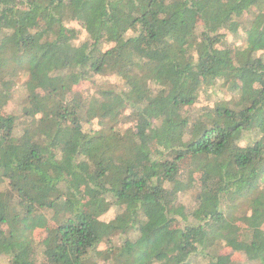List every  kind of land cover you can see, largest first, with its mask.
Masks as SVG:
<instances>
[{"label":"trees","instance_id":"1","mask_svg":"<svg viewBox=\"0 0 264 264\" xmlns=\"http://www.w3.org/2000/svg\"><path fill=\"white\" fill-rule=\"evenodd\" d=\"M103 74L97 97L74 90ZM216 84L231 98L193 111ZM263 180L264 0H0L7 264H239L228 244L264 264Z\"/></svg>","mask_w":264,"mask_h":264},{"label":"rangeland","instance_id":"2","mask_svg":"<svg viewBox=\"0 0 264 264\" xmlns=\"http://www.w3.org/2000/svg\"><path fill=\"white\" fill-rule=\"evenodd\" d=\"M198 29H201V23H198ZM69 28L72 29V32H70V35L73 39V42L75 45L78 46H85L88 42H87V36L84 33L83 29L81 28V26L77 23H72L69 24L68 26ZM226 39L228 44H232L233 46H237V47H243L245 45V35L242 29H240V27L237 28L236 32L234 33H230L226 35ZM111 80L110 76H107L105 74L101 75L100 77L98 76H92L90 80H86L83 81L82 84H80L79 86H77L76 88H74V90H77L78 92L82 93V95L88 97V99L92 98V97H97V90H98V86L99 85H106L107 83H109V81ZM48 91V85L44 84V85H37V89L35 90V92L37 94H42L44 92ZM27 92L24 88L23 85L18 84L13 92V96L12 99L9 101L8 105L6 106V111L7 112H11L15 115H19L22 116L24 114L25 111V107H26V103L25 100L27 99ZM231 98V94L229 92L225 91V88L221 87V85L216 84L215 86H213L212 88L207 89L206 93L204 95H202L201 99H199L198 104H196L195 106L192 107V110L195 111L199 108V106L207 101V100H229ZM26 118L21 117L20 121L24 122ZM35 117L34 115L31 116L30 118L26 119V123H33L35 121ZM88 127V124H86L85 128ZM264 186V180L261 184V186ZM0 187L2 186V183L0 184ZM86 193L88 194V196L91 195L90 191L88 189H85ZM180 203L188 205L189 203V193H185L181 196L180 198ZM115 215V210L114 209H110L107 212H105L103 215H101L100 219L104 220V221H108L110 220L113 216ZM238 226L240 227V230H245V223H242L240 221L237 222ZM264 232V231H263ZM35 237L36 238H42L44 235V230H36L34 232ZM124 239L123 235H119V236H115L112 239H106L104 238L102 243L97 245L96 249L94 250V252L91 253V258L92 259H96V257L98 256V252L99 250L101 251L105 246H108L110 244H116V245H120L122 240ZM223 253H230L231 258L235 261H238L239 264H258V262L254 259H247L245 257L244 254H242V252H237L234 251L233 248L228 244L227 246H224L222 248ZM8 260L6 257H2L0 259V264H7ZM36 263L37 260H36Z\"/></svg>","mask_w":264,"mask_h":264}]
</instances>
